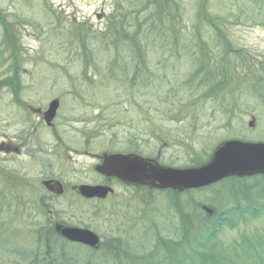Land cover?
Here are the masks:
<instances>
[{
	"label": "rangeland",
	"instance_id": "374dc122",
	"mask_svg": "<svg viewBox=\"0 0 264 264\" xmlns=\"http://www.w3.org/2000/svg\"><path fill=\"white\" fill-rule=\"evenodd\" d=\"M145 1L0 0V137L10 139L28 129L8 92H27L45 105L60 100L49 153L45 150L35 159L23 151L0 155L6 159L5 168L0 162V187L2 172L40 181L48 168L68 191L46 209L42 189L38 200L8 204L0 212L6 221L0 264H194L191 254L165 260L157 243L183 235L192 243L206 229L199 206L224 213L236 199L241 201L232 192L243 186L233 180L223 183L225 189L217 185L177 199L169 191L116 182L113 196L104 202H82L69 192L73 185L100 181L93 169L103 154L136 153L182 169L204 162L227 140L264 142V0H171L178 12L166 15L168 20L147 19ZM162 33L169 48L160 41ZM131 38L133 57L124 49ZM118 57L126 64L123 69L114 61ZM156 77L161 80L150 83ZM251 118L253 127L248 126ZM35 136L48 138L40 127ZM253 184L261 198L258 206H264V183ZM5 196L34 197L17 186ZM48 212L90 230L104 247L116 243L124 251L129 248L131 257L106 254L111 253L106 248L91 254L81 247H63L54 234L45 237L42 227L29 225L31 219L37 224L47 219ZM232 220L233 227L224 224L215 238L225 249L264 228L263 216ZM61 249L67 263L60 260Z\"/></svg>",
	"mask_w": 264,
	"mask_h": 264
},
{
	"label": "water",
	"instance_id": "95a60500",
	"mask_svg": "<svg viewBox=\"0 0 264 264\" xmlns=\"http://www.w3.org/2000/svg\"><path fill=\"white\" fill-rule=\"evenodd\" d=\"M58 109V101L54 100L45 113V120L50 123ZM253 122L249 124L252 126ZM95 171L105 176H113L128 184L148 186L159 190L183 192L200 189L216 184L230 177H252L264 175V143H248L231 140L218 145L210 160L195 168L172 169L161 167L153 160H145L138 156L110 155L103 156L101 165ZM44 186L60 194L58 182H46ZM79 194L84 198L104 199L109 188L81 186ZM210 214L211 211L206 209ZM64 238L94 246L96 237L88 231L57 227Z\"/></svg>",
	"mask_w": 264,
	"mask_h": 264
},
{
	"label": "flooded vegetation",
	"instance_id": "af4514ba",
	"mask_svg": "<svg viewBox=\"0 0 264 264\" xmlns=\"http://www.w3.org/2000/svg\"><path fill=\"white\" fill-rule=\"evenodd\" d=\"M7 94L10 95L9 102L10 104L13 105L15 112L21 116V120L25 126L28 127L22 128L20 131H17L14 134L13 138H7L6 134H3L0 137V155L2 156H7L10 154H18L21 153L22 151L24 152L25 155H35L34 159L37 158L39 155L44 154V151L46 150V153H49V138L54 139L55 137V119L52 121L51 124L46 123L44 113L46 111L47 104L45 105V101H36L33 99L30 95L27 94V92L24 91H15V92H8ZM34 126L36 128H34ZM41 128L43 131H45L46 135L48 138H42L41 140L37 139L35 136V132L37 131L38 128ZM46 147V149H45ZM113 154V153H112ZM114 154H132V155H137L139 157H142L136 153H128V152H115ZM101 157H99V162L101 163ZM149 159V158H148ZM157 161V160H156ZM0 162L2 163L1 168H5L4 164L6 163V159H0ZM99 163V164H100ZM37 165V163L35 164ZM99 176L100 181L98 183H95L93 185H87V186H100L104 188H110L113 190V193L109 195L105 200L111 198L114 194V187H113V182L122 184L127 186L126 184H123L120 180L112 177H105L103 175H97ZM42 179L33 181L28 179L27 177L23 175H14L5 172L1 173V181H2V187H0V212L7 207L9 204H18L19 206L22 204L23 201L25 200H38L36 195L38 192L42 189L45 192L44 198L41 199V205L45 206L44 208H48L49 205L51 204L53 198L56 197H61L66 194H68V191L66 189V186L62 183L60 179H54L53 176H50L49 169L47 168L46 171H43L41 173ZM58 181L62 185L63 192H61L60 196H56L54 191L48 190L45 186L44 183L49 182V181ZM80 185H85V184H78V185H73L70 187L69 192L75 200L79 201H84V202H91V201H96V202H104L99 199H85L80 196V194L77 191V187ZM12 186H17L22 188L23 191H25L27 194H30L31 196L33 195V192L36 193L34 197H30V199H25L27 197H22V196H13V199L10 197L5 196L9 190H11ZM55 216L48 212L47 214V219H42L39 221V224H37L38 221H35V219L29 220V225L31 226H40L45 232V237H48L50 234H55L56 226L57 225H62V226H69V227H74L69 225L68 223L62 222L61 220H56L54 218ZM5 223L6 221L1 220L0 218V243L1 241L5 238L6 231H5ZM85 229V228H83ZM56 235V234H55ZM26 236V235H25ZM55 237V236H54ZM59 239L63 240L59 236H57ZM99 238V237H98ZM100 239V238H99ZM67 244L74 245V246H79L89 252H98L101 250L103 243V240L100 239V244H99V250L98 251H92L88 249L86 246L78 245V244H73L69 243L68 241H64ZM2 248V245H0V250Z\"/></svg>",
	"mask_w": 264,
	"mask_h": 264
},
{
	"label": "trees",
	"instance_id": "16d2710c",
	"mask_svg": "<svg viewBox=\"0 0 264 264\" xmlns=\"http://www.w3.org/2000/svg\"><path fill=\"white\" fill-rule=\"evenodd\" d=\"M159 1V2H158ZM158 3H160V6L155 2V0H146L144 3V6H148V14L147 19L149 18H162L164 16L165 20H168L169 17L166 15H171L172 17L178 12V6L175 3H173L171 0H157ZM214 20V19H210ZM121 23V22H120ZM153 23V22H151ZM150 23V24H151ZM122 25V24H121ZM152 25V24H151ZM214 28H217L213 24H211ZM133 37V36H132ZM130 43L128 45L124 46L125 51H127L128 55L130 57H133L134 49L132 47L131 43L135 41V38H131L128 40ZM162 43H166V46H171V43H167L168 38L166 37V34H161V40ZM173 41L170 39V42ZM173 43V42H172ZM111 45H116V42H111ZM137 45V43L135 44ZM163 46V45H162ZM164 46V50L166 48ZM167 48V49H168ZM88 49H84V52L86 53ZM135 50H140L139 48H135ZM175 53L178 52V49L173 50ZM84 53V54H85ZM91 53V52H87ZM91 56V54H89ZM177 58V57H176ZM119 65L123 69L126 65L123 62V59L121 57L116 58ZM123 62V63H122ZM114 63L112 64V67L114 66ZM161 78L156 77L155 80L151 78L150 83H157L160 81ZM205 82H207L206 79H204ZM189 82L188 84H190ZM160 90L162 88V91L165 93H170V90L167 88L168 86L164 87L162 84H156ZM210 92V91H209ZM166 96L164 99H167ZM232 181V180H231ZM256 181H261L264 183V177H256L252 178L250 180H233V182H239L243 188H240V191L235 190L236 193H233V196L235 194H238L242 197L241 201L239 199L235 200V203L232 204L231 209L228 211L221 213L217 220V224L208 225L206 223V229L201 233V235L197 238H194V241L192 243L188 242L186 240L185 236L183 235L182 239L177 240H163L160 243V248L163 250L165 255H167L165 260H169L170 258L169 253H175L176 255L184 254L185 257L190 258V254L193 256V263L198 264L196 261L199 260V264H226V261L231 260L232 264H236V261H238L237 264H264V228L260 231H255L250 236H243L239 244L228 246L227 249H225L222 245L219 246L215 242V238L219 231L221 230L222 226L226 224L229 227H233V216H238L240 218H257L259 216L264 217V206H258V202L261 201L260 197L257 196L255 193L256 185L253 183ZM251 182V184L244 185V183ZM257 184H260L257 182ZM226 184H221L220 186L225 189ZM261 186V185H260ZM226 193V192H224ZM243 200L245 202H243ZM179 212V211H178ZM217 212V211H216ZM180 214V213H178ZM187 232V230H186ZM190 232V231H189ZM189 232H187L188 237ZM225 255V256H224ZM168 264V263H166Z\"/></svg>",
	"mask_w": 264,
	"mask_h": 264
},
{
	"label": "bare ground",
	"instance_id": "6f19581e",
	"mask_svg": "<svg viewBox=\"0 0 264 264\" xmlns=\"http://www.w3.org/2000/svg\"><path fill=\"white\" fill-rule=\"evenodd\" d=\"M54 100H57L58 101V108H59V105H60V100L58 99V98H53L52 100H50L49 101V103H48V105H47V108H46V111H47V109H48V107H49V105L54 101ZM57 111H58V109H57ZM57 111H56V115H57ZM119 180V179H118ZM121 181V180H120ZM121 182H123V181H121ZM123 184H126L127 185V183H125V182H123ZM127 186H129V185H127ZM131 186V185H130ZM133 186V185H132ZM133 187H135V186H133ZM76 188H77V191H78V193L80 192L79 191V188L80 187H77L76 186ZM67 189V188H66ZM70 189V188H69ZM145 189H149V190H153V191H160L159 189H154V188H145ZM162 191H164V190H162ZM61 192H63V189H62V187H60V193ZM170 193H173V194H177V192H174V191H169ZM187 192V190H185V191H183V192H181L182 194H185ZM175 198H176V195H175ZM177 206H182V204L181 203H179ZM177 206H176V209H178L177 208ZM66 227H69V226H66ZM99 244H100V240H97V243L94 245V246H90V247H88V249H90V250H92V251H98L99 250ZM159 246H160V244H158V248H159ZM119 247V245H117L116 243H114L113 245L112 244H109L107 247H104V244L102 245V248H106L107 250H110V252L111 253H109V252H107L106 254H124L125 256H128V257H131L130 255H129V252H127L128 250H129V248H128V250L127 251H124V250H122V248H118ZM98 252H100V250L98 251ZM91 254H96L97 252H90Z\"/></svg>",
	"mask_w": 264,
	"mask_h": 264
}]
</instances>
